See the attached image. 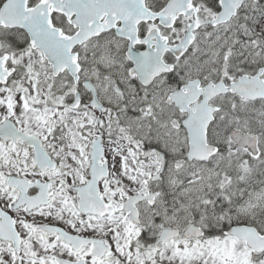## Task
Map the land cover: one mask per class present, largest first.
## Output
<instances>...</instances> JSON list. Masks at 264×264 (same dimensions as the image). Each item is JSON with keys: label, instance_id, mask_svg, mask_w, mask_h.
<instances>
[{"label": "snow or ice", "instance_id": "obj_1", "mask_svg": "<svg viewBox=\"0 0 264 264\" xmlns=\"http://www.w3.org/2000/svg\"><path fill=\"white\" fill-rule=\"evenodd\" d=\"M0 264H264V0H0Z\"/></svg>", "mask_w": 264, "mask_h": 264}]
</instances>
